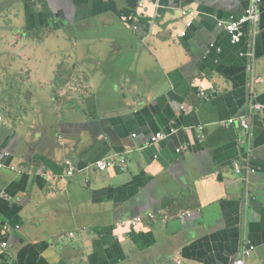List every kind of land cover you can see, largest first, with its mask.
I'll return each mask as SVG.
<instances>
[{
    "label": "crops",
    "instance_id": "obj_1",
    "mask_svg": "<svg viewBox=\"0 0 264 264\" xmlns=\"http://www.w3.org/2000/svg\"><path fill=\"white\" fill-rule=\"evenodd\" d=\"M248 4L0 0V264H264V0L247 42L222 25Z\"/></svg>",
    "mask_w": 264,
    "mask_h": 264
},
{
    "label": "built area",
    "instance_id": "obj_2",
    "mask_svg": "<svg viewBox=\"0 0 264 264\" xmlns=\"http://www.w3.org/2000/svg\"><path fill=\"white\" fill-rule=\"evenodd\" d=\"M262 0H250V6L249 8L246 10L245 14L236 19L233 20L231 22L228 23H224L223 28L225 30V32L227 34H229L231 36V41L232 43H238L241 41L242 38L245 37L246 33L245 30L243 29V25L246 24L247 22H251L252 25L257 26L261 15H260V5H261ZM143 5V4H142ZM185 15H191V16H195V12L194 11H186ZM194 26V22L191 21L189 23V27ZM187 32L183 33V36H187ZM261 106L259 104H253L251 105L250 108V113H249V117H244L241 121V125L242 128L244 129V132L247 134L246 138H250L251 139V117L253 115V111L254 109H260ZM0 121H3V117L0 114ZM204 127L201 128V130H203ZM136 136V135H135ZM167 137L166 133H157L155 136H153L150 140V142L148 143V145H157L160 141H162L163 139H165ZM200 139H205L204 134H201ZM243 139L240 138V142H242ZM182 149H180L181 151ZM68 167L69 170L67 172V176L68 177H73L76 174L77 168L73 165V163H71V161H68ZM113 165H117L119 166L122 170H126L128 168V160L127 159H121V161H119L118 163H114L113 161H100L98 163V168L100 171H107L109 170ZM245 165V169L248 170L249 173L254 174L256 172V170L254 168H252L251 166H249L248 164H244ZM241 164V162H237L234 164V168L237 172V174H244L243 173V166ZM150 218L151 219H156L157 216L155 214H150ZM146 221L145 218L143 217H139L136 220L130 221V225H132L133 227L138 226L139 224H143ZM128 224V223H127ZM5 230H8V227L5 226L4 228ZM3 247L7 246V243H3L2 244ZM254 246L251 245V243H247L246 246L244 247L242 254L239 258L235 259L233 264H245V259L250 257V255L252 254V252L254 251Z\"/></svg>",
    "mask_w": 264,
    "mask_h": 264
},
{
    "label": "water",
    "instance_id": "obj_3",
    "mask_svg": "<svg viewBox=\"0 0 264 264\" xmlns=\"http://www.w3.org/2000/svg\"><path fill=\"white\" fill-rule=\"evenodd\" d=\"M262 1H263V0H262ZM261 4H262V2H261ZM249 6H250V0H249V4H248V7L246 8V10L249 8ZM246 10H245L241 15H238V16H236V17L230 19L229 22H231V21H233V20H236V19L242 17V16L245 14ZM260 15H261V10H260ZM259 23H260V21H259ZM259 23H258V24H259ZM243 29L245 30V33H246L245 37L242 38L240 42L235 43V44L233 43L232 46H236V45L240 44L241 42H242V43L247 42V40L250 39L251 35L254 34L253 25H252L251 22H247L246 24H244V25H243ZM228 35H229V34H228ZM229 37H230V39H231V36H230V35H229ZM242 139H243V141L240 142V138H239V141H238L237 143L240 144V145L243 144V145H242V149H241V150L244 152V154H245V157H243V159L247 161V160H248V154L246 155V151L252 148V139H253V138H252V136H251V139H250V138H249V139H248V138H242ZM246 164H247V163H246ZM248 164H249V163H248ZM5 226H7L8 229H9V226H8V225H4V226H2V227L4 228ZM12 228L17 229L18 227L15 226V227H12ZM4 230H5V229H4ZM169 264H172V263H169Z\"/></svg>",
    "mask_w": 264,
    "mask_h": 264
},
{
    "label": "rangeland",
    "instance_id": "obj_4",
    "mask_svg": "<svg viewBox=\"0 0 264 264\" xmlns=\"http://www.w3.org/2000/svg\"><path fill=\"white\" fill-rule=\"evenodd\" d=\"M58 69H59V74H60V73L65 74V73L63 72V70H62L61 67H59Z\"/></svg>",
    "mask_w": 264,
    "mask_h": 264
},
{
    "label": "trees",
    "instance_id": "obj_5",
    "mask_svg": "<svg viewBox=\"0 0 264 264\" xmlns=\"http://www.w3.org/2000/svg\"><path fill=\"white\" fill-rule=\"evenodd\" d=\"M61 75H63L62 73H60V75L59 76H61Z\"/></svg>",
    "mask_w": 264,
    "mask_h": 264
}]
</instances>
